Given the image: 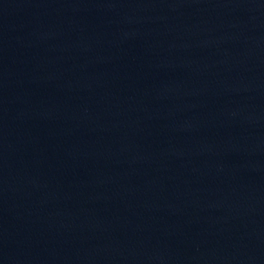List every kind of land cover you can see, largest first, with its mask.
Instances as JSON below:
<instances>
[{
  "label": "water",
  "instance_id": "1",
  "mask_svg": "<svg viewBox=\"0 0 264 264\" xmlns=\"http://www.w3.org/2000/svg\"><path fill=\"white\" fill-rule=\"evenodd\" d=\"M0 264H264V0H0Z\"/></svg>",
  "mask_w": 264,
  "mask_h": 264
}]
</instances>
